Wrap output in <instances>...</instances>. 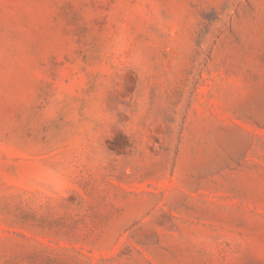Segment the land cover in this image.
<instances>
[{
  "label": "rangeland",
  "instance_id": "1",
  "mask_svg": "<svg viewBox=\"0 0 264 264\" xmlns=\"http://www.w3.org/2000/svg\"><path fill=\"white\" fill-rule=\"evenodd\" d=\"M0 264H264V0H0Z\"/></svg>",
  "mask_w": 264,
  "mask_h": 264
}]
</instances>
